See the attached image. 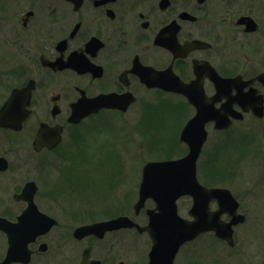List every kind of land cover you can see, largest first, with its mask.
<instances>
[{
    "label": "flooded vegetation",
    "instance_id": "af4514ba",
    "mask_svg": "<svg viewBox=\"0 0 264 264\" xmlns=\"http://www.w3.org/2000/svg\"><path fill=\"white\" fill-rule=\"evenodd\" d=\"M247 17L254 20L253 27L246 24ZM194 40L203 43L188 50ZM194 81L201 100L211 107L229 103L230 126L218 129L216 121L210 120L206 124L208 139L217 132L215 148L234 147L239 156H229L220 167L214 164L216 153L212 163L207 158L214 183L208 187H224L218 181L227 180L230 185L226 188L238 201L237 212L244 219L233 225L230 240L220 238L214 226L182 245L178 253L184 250L189 255L187 260L183 258L186 264H264V209L256 208V199L243 198L246 192L253 195L264 177L245 178L233 167L245 160L250 163L255 154L259 156L258 173L264 171V113H255L259 102L252 107L242 99L250 92L256 99L262 95L264 104V24L256 11L240 0H0V115L15 95L8 108L9 120H18L27 112L19 127L0 118V263L10 251L22 252L26 220L20 217L28 207L23 190L28 182H35V204L57 223L30 241L28 262L23 257L11 264H35L42 258L50 259L49 264H85L88 247L90 261L114 264L106 263L96 242L123 229H137L110 230L103 237L76 236L75 230L82 224H62L42 210L36 201L37 181L27 180L24 162H13L11 155L27 147L36 154L69 147L67 139L89 117L103 111L126 114L137 105L154 104L155 99L188 107L194 115L196 108L188 97L175 90ZM99 95H116L123 103L133 101L125 111L102 108L80 122L70 120L74 103ZM246 120L263 128L229 133L233 125ZM238 175L248 189L235 188ZM219 208L218 200L210 202L211 212ZM222 219L228 222L232 216L224 213ZM58 228L61 230L50 238ZM137 232L147 235L151 251V235ZM219 246L227 250L223 263ZM121 261L125 264L124 260L118 263Z\"/></svg>",
    "mask_w": 264,
    "mask_h": 264
},
{
    "label": "rangeland",
    "instance_id": "374dc122",
    "mask_svg": "<svg viewBox=\"0 0 264 264\" xmlns=\"http://www.w3.org/2000/svg\"><path fill=\"white\" fill-rule=\"evenodd\" d=\"M240 1L247 8L255 10L256 16L264 24V0ZM193 113L188 107L167 104L157 99L149 106L137 105L126 114L103 111L89 117L74 129L73 138L67 139L71 141L69 147L42 154H36L32 148L27 147L20 154L13 153L11 159L15 163L24 162L27 180L34 179L38 183L36 201L40 208L58 217L62 224L77 226L127 215L145 225L148 221L146 208L155 207V203L148 200L146 208L135 215L134 204L138 199L143 166L151 160L177 159L187 154L188 146L180 140V131ZM242 128L262 129L263 125L246 120L233 125L229 133L233 134V131ZM218 136L217 132L210 133L197 165L198 179L206 186L214 184L208 172V161L205 162L207 158L212 163L216 153L218 158L214 164L220 167V162H225L229 156L235 159L239 156L234 147L216 149L213 142ZM67 140L65 145L69 144ZM251 159L250 163L245 160L233 167L238 168L245 178L264 177V171L259 174L256 168L260 165L256 161L259 156L252 154ZM239 177L236 181H239ZM218 182V185L224 187L230 185L225 179ZM236 186L249 188L248 184L240 181ZM243 198L256 199L259 204L256 208L264 209V182L257 185L253 195L246 192ZM192 204V197L180 198L179 214L193 219L189 214ZM261 214L264 218V214ZM60 230H53L50 238ZM96 244L101 246V249H97L106 263L116 264L124 260L125 264H148L149 239L137 230L123 229L108 234ZM218 251L220 257L224 258L223 263L227 250L219 246ZM187 256L184 250L182 254L178 253L176 264H186L183 258L187 260ZM49 260L36 259L35 264H49Z\"/></svg>",
    "mask_w": 264,
    "mask_h": 264
},
{
    "label": "water",
    "instance_id": "95a60500",
    "mask_svg": "<svg viewBox=\"0 0 264 264\" xmlns=\"http://www.w3.org/2000/svg\"><path fill=\"white\" fill-rule=\"evenodd\" d=\"M186 15L192 17L188 13ZM245 22L248 26L253 27L254 25V20L251 17H247ZM202 43L200 40H194L188 44V50L198 47ZM195 85L194 81L191 84L182 85L181 88H175L176 91L186 94L189 101L197 108L195 116L187 122L181 131L180 138L188 145V153L177 159L148 161L143 167L139 197L134 204V209L136 215L140 214L141 210L146 207L147 200L153 199L155 207L146 210L149 216L148 223L141 225L130 216L120 215L109 220L82 225L76 228V236L82 237L87 234H96L99 237H103L110 230L133 227L139 232L146 231L153 238V247L149 254L150 264H173L179 248L184 243L193 240L199 234L210 230L214 226L220 238L231 239L233 225L244 219V216L237 212L238 201L230 189L225 187H207L200 183L197 176V161L208 138L206 123L210 120H215L216 128H228L231 124V118L227 112L229 103L223 104L218 109L211 107L204 100H201ZM29 90L28 88L26 102L29 99ZM16 96H13V98ZM13 98L9 102L7 110L0 115L1 120L4 121L3 123L8 124L11 121L7 116L9 114L8 108L12 104ZM118 98L116 95H99L91 99H81L72 105L70 120L74 123L80 122L86 116L96 113L102 108H119L125 111L131 101H133L130 100L123 103L119 102ZM242 99L253 105L252 107H256V102H259L255 113L259 116L263 115L264 104L262 95L256 99L252 93L248 92L243 94ZM25 114L27 115V112L23 111L22 118L14 119L10 123L19 127L22 120L26 117ZM38 144L36 143V148H38ZM50 147L53 146L50 145ZM36 190L37 185L35 182H28L23 190V197L27 200L28 207L20 217L21 220H26V229L23 230L26 239H23L21 243L22 252L10 251L7 258L0 264H11L13 261L23 257H26L24 261L28 262L32 253L28 247L30 241L36 235L46 233L57 223L54 217L38 209L34 202ZM184 195L193 197V206L189 211L190 215L194 217L192 220L182 217L178 211L177 201ZM213 200H218L220 204V208L216 212H210L209 210L210 202ZM226 212L232 216L231 221L227 222L222 219V214ZM5 222L10 223L8 221ZM4 227L6 228V226ZM13 232L10 229V233L12 234ZM89 257L90 248L88 247L84 253V263L101 264L100 261H90ZM123 263L121 261L118 264Z\"/></svg>",
    "mask_w": 264,
    "mask_h": 264
}]
</instances>
